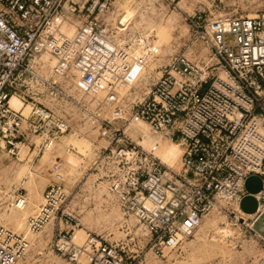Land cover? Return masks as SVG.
<instances>
[{
	"label": "built area",
	"instance_id": "2783aa9c",
	"mask_svg": "<svg viewBox=\"0 0 264 264\" xmlns=\"http://www.w3.org/2000/svg\"><path fill=\"white\" fill-rule=\"evenodd\" d=\"M66 1L0 0V141L9 155H16L31 138L39 140V152L49 151L68 133V125L42 106L33 105L27 118L10 108L8 89L16 78L30 72V58L48 49L56 60L54 73L75 69L87 91L115 85L129 70L127 50L107 39L96 18L72 37L58 28L52 30L54 19L64 20L59 15ZM109 1L91 0L88 7L73 4L68 10L92 16L107 10ZM197 29L219 62L220 74L208 76L206 67L175 56L126 122H143L162 136L170 133L169 139L182 149V173L170 171L122 132L102 123L101 136L107 139L116 168L108 189L123 210L145 227L160 255L178 250L217 208V200L233 202L236 208L228 213L238 221L239 203L247 195L244 184L251 176L262 180L255 196L257 211L251 216L255 222L264 214V15L210 21ZM227 35L234 36V46L225 43ZM120 141L126 148L113 153L114 143ZM149 160L151 166L145 168ZM67 200L61 186L48 187L38 213L27 221L29 231L41 232L59 216ZM56 238L57 251L72 261L134 264L97 237L88 235L84 245H76L72 235L61 236V232ZM27 248L23 237L0 227V264H16Z\"/></svg>",
	"mask_w": 264,
	"mask_h": 264
},
{
	"label": "rangeland",
	"instance_id": "374dc122",
	"mask_svg": "<svg viewBox=\"0 0 264 264\" xmlns=\"http://www.w3.org/2000/svg\"><path fill=\"white\" fill-rule=\"evenodd\" d=\"M90 1L67 0L59 15L64 20L56 18L52 30L58 28L72 37L96 18L107 39L127 50L130 68L117 84L87 91L74 69L55 74L56 60L43 49L29 59L30 72L16 78L8 89L15 98L14 104L9 101L10 108L23 117L39 105L68 125V133L46 152H39V140L34 138L12 156L0 141V227L28 243L16 264H86L57 251L60 232L72 235L76 245H84L88 235L102 239L134 264H264V239L252 229L255 217L236 213L239 220L235 221L228 213L235 204L224 200L216 201L217 208L178 250L156 253L145 227L123 210L108 189L116 168L107 139L101 136L102 123H108L151 158L172 163L170 171L182 173V149L169 139L170 133L156 134L140 121L128 125L130 113L177 55L206 67V75L218 76L222 68L197 28L210 21L264 15V0H110L107 10L92 16L68 10L73 4L88 7ZM225 43L234 46V36L227 35ZM126 146L120 141L111 151ZM53 185L61 186L68 200L57 218L33 234L27 221L38 213L47 188ZM17 198L24 200V207H15Z\"/></svg>",
	"mask_w": 264,
	"mask_h": 264
},
{
	"label": "water",
	"instance_id": "95a60500",
	"mask_svg": "<svg viewBox=\"0 0 264 264\" xmlns=\"http://www.w3.org/2000/svg\"><path fill=\"white\" fill-rule=\"evenodd\" d=\"M247 193L239 203V210L245 215H254L257 211L255 196L262 189V180L258 176L249 177L244 184ZM252 229L264 239V214H261L252 224Z\"/></svg>",
	"mask_w": 264,
	"mask_h": 264
},
{
	"label": "bare ground",
	"instance_id": "6f19581e",
	"mask_svg": "<svg viewBox=\"0 0 264 264\" xmlns=\"http://www.w3.org/2000/svg\"><path fill=\"white\" fill-rule=\"evenodd\" d=\"M55 20L56 19H54L53 20V22H52V24H55ZM61 20V19H60ZM61 23H62V20H61ZM60 23V24H61ZM60 24H58V25H60ZM54 30V29H53ZM127 63H128V66H129V68H130V64H129V62H128V60H127ZM75 70V69H74ZM76 71V70H75ZM77 72V71H76ZM128 72V71H127ZM126 72V73H127ZM78 73V72H77ZM10 102H12L13 104L15 103V98H10ZM17 104V103H16ZM172 160V159H171ZM177 160V159H176ZM175 161V160H174ZM169 162V161H168ZM161 163L163 164V165H165L167 168H172V166H171V164L170 165H168L167 163H165V162H163V160L161 159ZM174 163V162H173ZM179 163H180V159L178 160V162H177V165L179 166ZM24 204H25V202H24V200L22 199V198H20V203H16L15 202V207H17V208H20V207H24ZM239 207V206H238ZM241 212V211H240ZM242 213V212H241ZM245 215V214H244ZM248 216H251V215H248ZM200 226V225H199Z\"/></svg>",
	"mask_w": 264,
	"mask_h": 264
},
{
	"label": "crops",
	"instance_id": "0c3cea01",
	"mask_svg": "<svg viewBox=\"0 0 264 264\" xmlns=\"http://www.w3.org/2000/svg\"><path fill=\"white\" fill-rule=\"evenodd\" d=\"M37 140V138H35ZM34 140V138L28 139V142H32ZM34 142V141H33Z\"/></svg>",
	"mask_w": 264,
	"mask_h": 264
}]
</instances>
